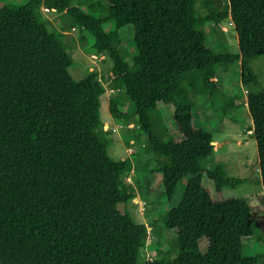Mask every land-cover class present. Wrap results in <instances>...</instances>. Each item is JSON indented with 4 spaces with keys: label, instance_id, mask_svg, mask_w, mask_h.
Returning a JSON list of instances; mask_svg holds the SVG:
<instances>
[{
    "label": "trees",
    "instance_id": "1",
    "mask_svg": "<svg viewBox=\"0 0 264 264\" xmlns=\"http://www.w3.org/2000/svg\"><path fill=\"white\" fill-rule=\"evenodd\" d=\"M86 1L0 6V264H264V252H242L244 243L262 238L250 204L223 196L225 184L243 179L229 176L221 163H201L213 155L215 141L197 122L189 95L201 91L214 100L220 64L239 63L241 84L260 85L250 59L264 55V0H203L205 13L198 0H99L103 18L84 11ZM42 6L65 17L61 33L49 30ZM107 19L116 21L110 32L103 27ZM224 19L238 38L237 53L217 54L207 40L206 25ZM75 26L88 36V50L108 52L112 60L110 114L134 120L151 154L139 169H149L156 157L158 169L151 171L162 173L168 199L189 175L179 203L165 214L164 227L175 232V258H146L141 248L153 226L117 207L136 197L127 179L133 169L108 153L102 76L92 72L75 80L69 71L72 57L63 37ZM126 26L138 49L130 62L121 47ZM246 90L247 130L256 141L264 186V86ZM165 107L178 139L163 123Z\"/></svg>",
    "mask_w": 264,
    "mask_h": 264
},
{
    "label": "rangeland",
    "instance_id": "2",
    "mask_svg": "<svg viewBox=\"0 0 264 264\" xmlns=\"http://www.w3.org/2000/svg\"><path fill=\"white\" fill-rule=\"evenodd\" d=\"M201 1L203 0H198L196 5L200 13H205L207 6ZM98 2L99 0H87V7L84 6L82 9L97 18H103L107 14L104 9H101ZM25 3L26 0H0V6H19ZM43 15L52 32L58 30L61 33V26L67 25L65 17L60 16L57 12L45 10ZM59 16L60 18H58ZM115 26L114 19H107L103 24L106 32H110ZM65 29L63 42L66 51L72 57V65L69 69L72 77L75 80H80L87 74L95 72L103 78L102 83L106 90L101 95L100 117L103 122L102 128L107 131L105 136L110 140L108 153L113 159L127 160L129 168L133 169L131 180L128 182L134 186L136 197L126 204L119 203L117 207L120 211L129 212L137 222L153 226L152 232L150 231L152 226H148L149 238L141 248L146 258L151 259L156 254L175 258L178 254V247L173 240L175 232L164 227L165 214L169 206L174 207L179 203L189 175L184 176L178 182L173 195L168 199L162 193V173L160 171L152 173L154 169H158L156 157H152L150 160L149 169H139L151 154L146 153L145 136L134 120H117L110 114L111 87L108 83L112 60L108 52H104L100 56L96 50H88V36L85 37L77 26ZM204 29L208 36L207 40L214 47L215 53L238 52V38L228 19H224L221 25L209 23ZM133 32L131 26H126L121 30L122 55L128 62L138 53L136 44L132 40ZM96 56L98 57L95 58ZM250 62L258 75L260 85H251L246 88L241 84L239 63L220 64L218 66L220 89L214 93V100L209 94L204 95L201 91L196 94L192 90L189 91L197 113V122H200L206 131L212 133L215 141L213 155L202 159L201 163L205 166L221 163L229 176L243 179V182L234 186L225 184L223 196L247 200L252 210L253 227L262 233L261 240L244 243L242 252L246 256L264 252V186L259 171L256 141L251 135L252 129L247 130L252 123L246 102V89L258 91L264 86V55L253 57ZM125 100L129 110L132 111V102L128 98ZM224 106H226L227 115L222 114ZM164 109L161 108L160 113H162L166 130L173 138H180L170 110ZM158 115L156 112L153 113L155 129L160 131L163 127ZM117 124L121 126L117 128ZM113 128H117V130L113 131ZM129 147L133 148V153H129ZM151 169L153 170L151 171ZM135 178L139 179V183L135 182Z\"/></svg>",
    "mask_w": 264,
    "mask_h": 264
},
{
    "label": "built area",
    "instance_id": "3",
    "mask_svg": "<svg viewBox=\"0 0 264 264\" xmlns=\"http://www.w3.org/2000/svg\"><path fill=\"white\" fill-rule=\"evenodd\" d=\"M42 9L45 11V10H49V8H47V7H44V6H42ZM99 54H100V56L103 54V53H101V52H99ZM98 56H96L95 58H97ZM113 89L111 88V91H112ZM121 125L120 124H117V128L118 127H120ZM117 128H113L112 130L114 131V130H117ZM128 151H129V153H132L133 152V148H131V147H129L128 148ZM133 171V170H132ZM132 171H131V173H129V176H127V179L130 181L131 180V174H132Z\"/></svg>",
    "mask_w": 264,
    "mask_h": 264
},
{
    "label": "water",
    "instance_id": "4",
    "mask_svg": "<svg viewBox=\"0 0 264 264\" xmlns=\"http://www.w3.org/2000/svg\"><path fill=\"white\" fill-rule=\"evenodd\" d=\"M149 228V227H148Z\"/></svg>",
    "mask_w": 264,
    "mask_h": 264
}]
</instances>
